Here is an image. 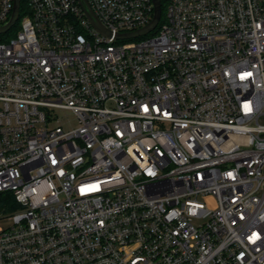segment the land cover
<instances>
[{
  "label": "built area",
  "instance_id": "1",
  "mask_svg": "<svg viewBox=\"0 0 264 264\" xmlns=\"http://www.w3.org/2000/svg\"><path fill=\"white\" fill-rule=\"evenodd\" d=\"M88 3L0 40V264H264V0Z\"/></svg>",
  "mask_w": 264,
  "mask_h": 264
},
{
  "label": "water",
  "instance_id": "2",
  "mask_svg": "<svg viewBox=\"0 0 264 264\" xmlns=\"http://www.w3.org/2000/svg\"><path fill=\"white\" fill-rule=\"evenodd\" d=\"M77 1L80 7L82 8L83 12L85 13L87 19L89 20L90 24L102 35L110 37L111 32L100 22V20L94 14L91 6L88 3V0H77ZM153 4H154V17L152 21L146 27L140 30H137L135 32H132V33L120 34L117 36V39L131 40V39L146 36L147 34L152 32L158 26L162 18L161 0H153ZM20 6H21V0H14V11H13L12 18L6 26L0 27V34L6 33L13 26H15L16 22L19 19Z\"/></svg>",
  "mask_w": 264,
  "mask_h": 264
},
{
  "label": "rangeland",
  "instance_id": "3",
  "mask_svg": "<svg viewBox=\"0 0 264 264\" xmlns=\"http://www.w3.org/2000/svg\"><path fill=\"white\" fill-rule=\"evenodd\" d=\"M19 31H20V21L15 26H13V28L8 33L0 34V40L6 41L12 39ZM63 117L66 123L72 124L74 126L76 125L75 117L70 112L64 113ZM211 204L213 205L214 203ZM12 211L13 210L10 206L5 210H0V227L9 228L13 226V222L8 219V216L12 214Z\"/></svg>",
  "mask_w": 264,
  "mask_h": 264
},
{
  "label": "trees",
  "instance_id": "4",
  "mask_svg": "<svg viewBox=\"0 0 264 264\" xmlns=\"http://www.w3.org/2000/svg\"><path fill=\"white\" fill-rule=\"evenodd\" d=\"M21 3H23V0H21ZM161 3H162V15H164L165 6H166V0H161Z\"/></svg>",
  "mask_w": 264,
  "mask_h": 264
}]
</instances>
